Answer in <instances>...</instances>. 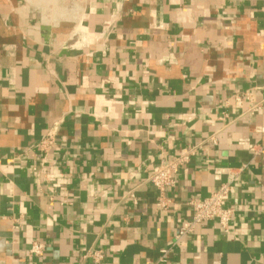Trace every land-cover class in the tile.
I'll return each mask as SVG.
<instances>
[{
	"label": "crops",
	"instance_id": "crops-1",
	"mask_svg": "<svg viewBox=\"0 0 264 264\" xmlns=\"http://www.w3.org/2000/svg\"><path fill=\"white\" fill-rule=\"evenodd\" d=\"M0 264H264V0H0Z\"/></svg>",
	"mask_w": 264,
	"mask_h": 264
},
{
	"label": "built area",
	"instance_id": "built-area-1",
	"mask_svg": "<svg viewBox=\"0 0 264 264\" xmlns=\"http://www.w3.org/2000/svg\"><path fill=\"white\" fill-rule=\"evenodd\" d=\"M258 105L259 104H255ZM55 132L53 130L48 131L44 137L40 140L39 146L44 151L49 149L54 141ZM189 153H184L176 156L163 163L157 164L151 168L150 173L146 177L145 181L155 187L158 191L159 205H164L163 202L165 191L173 184V175L179 169L181 165L187 160ZM229 191V185L227 183L221 184L208 196L204 198H190L186 205L191 211V216L179 229L178 236L189 234L193 227L206 223L208 221H216L223 229L227 228L228 222L232 216L233 209L225 206L224 200ZM129 195H132L129 192ZM43 244L39 242H33L29 248V253L36 256L41 253ZM83 258H89L93 263H99L103 256L100 249L90 248L84 252Z\"/></svg>",
	"mask_w": 264,
	"mask_h": 264
}]
</instances>
